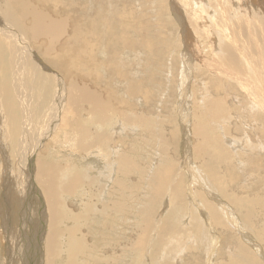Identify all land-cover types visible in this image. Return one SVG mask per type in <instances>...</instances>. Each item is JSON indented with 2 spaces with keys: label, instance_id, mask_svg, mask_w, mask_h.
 <instances>
[{
  "label": "bare ground",
  "instance_id": "bare-ground-1",
  "mask_svg": "<svg viewBox=\"0 0 264 264\" xmlns=\"http://www.w3.org/2000/svg\"><path fill=\"white\" fill-rule=\"evenodd\" d=\"M154 2L159 1L154 0ZM114 3L115 13L105 19L102 14L105 12L106 5L102 0H96V3L88 2L93 6L89 13L78 11L84 5L83 0H0V152L3 153L5 159H8L7 152L10 149L11 156L15 158V170L8 160L4 162L3 172H1L2 167L0 168L2 173L0 174L2 195L0 200V218H2L0 242L7 255V264H58L57 260L59 259L62 260L61 264H116L121 261V258L117 252L115 253V250L119 249L120 252H124L129 249V252H132L135 251L134 248L145 246L147 239L150 241V237L148 238L152 223L150 222L152 216L150 212L155 208L154 201H159L164 192L167 194L166 191L171 189L174 191V184L171 187L166 184V169L161 166L154 171L151 180H148L146 173L142 178L145 167L139 166V162L143 161L145 164L150 160L148 156L150 141L145 138L142 143V146L145 147L144 152L138 151L139 146L136 143L135 135L134 141L138 147L135 149V154L127 156L124 153L125 157L130 159L131 170L127 172L128 174L116 164V159L121 158L123 153L117 155V152L114 151L106 156V147L102 151L99 150L104 146L105 139L108 138V123L111 125L112 122L109 128L110 130L115 128L116 132H118V123L122 125V128H124L123 125L128 128V123H131L135 128H137L136 123L142 124L143 131L153 132L152 120L148 115L139 113L135 120L132 113L136 109L135 105L141 109H147L150 103H154L150 90L156 85V81L149 83L145 80L150 76L154 77V73L158 76L164 73L162 71L155 72L152 61L150 68L146 65L143 76L131 77L130 70H134L133 66L142 69L140 59L136 58L134 61L131 58V51L140 50L142 45H137L126 37V27L123 25L122 17L116 14L119 11V0H114ZM242 3H244L243 0ZM262 3L264 4V1H258L259 6ZM196 4L198 7L199 1ZM162 9H164L163 4H160L159 9H156L161 19L163 16L165 17ZM156 10L153 12V21L155 18L157 19L155 17ZM204 21L206 20L204 19ZM96 22H116L118 27L116 31H112V25L105 24L103 27L105 34L101 35L94 25ZM124 23L129 26L125 19ZM140 28L144 34V28ZM164 42L165 40H162L160 43L162 48L160 51L155 50L152 45L153 55L158 53L159 56H164ZM103 43H107L108 47L104 48ZM93 45L97 48L99 56L103 58L101 64L104 66L100 68L103 82H98L93 79V75H85L82 71V76L75 74L79 67L93 69L96 66L93 59ZM82 51L86 56L73 54ZM141 53L147 55L145 52L141 51ZM129 59L132 65L126 71ZM232 77H230L231 80ZM114 79L118 80V83L115 88L111 89L110 85ZM181 79L183 78L181 77L179 80ZM158 80L160 82L157 84L159 89L164 88L165 85L160 79ZM179 87L182 88V83L179 84ZM179 89L177 90L179 91ZM249 91V94L253 92V90ZM257 95L256 99L259 98ZM182 98L185 99V93ZM71 124L81 129H77ZM89 130L96 131L98 136L94 139L90 138ZM65 132L68 133L65 136L66 139L68 137L72 144L64 158L67 162L63 163L59 158L48 160L47 148L51 143L46 140L53 142L56 140L55 145L52 146V153L60 155L62 148L60 149L57 140L61 141L58 136L64 135ZM75 136L79 138L76 148L73 142ZM116 136L118 137V135ZM109 138L108 140L111 141ZM203 143L207 149L208 143L205 141ZM214 143L216 145V141ZM206 149L202 153L194 150V159L202 161L203 169L206 161L221 160L219 154H211ZM98 150L102 154L96 156ZM129 150L132 148L126 149V151ZM87 160L98 163V166L101 165L102 168L97 175V179L102 180V185L100 186L98 181L97 186V197H100V200L95 198V201H89L90 203L88 202L85 206L78 205L80 210L75 211L70 205V201L74 198L62 200V196H73L76 188L80 189V185H85V188L91 185L88 177L92 181L93 177H91L89 169L85 168ZM109 160L110 164H108ZM183 164V170H188L185 173L189 172L188 180L190 178V181L189 184L188 180L180 181L174 195L181 197L187 189L191 202L189 209L193 204V208L188 214L192 215L196 210L206 226H210L211 222L207 211L197 201L193 186L198 185L204 193L212 198L214 191L218 190L217 185L214 184L215 179L210 178L209 181L213 185L207 187L199 175L200 173L207 180L203 171L200 172V170L198 173L193 167ZM133 176H135L136 184L133 183V180L132 183L129 182ZM175 177L177 176L175 175ZM108 178L111 184L109 190L105 184ZM126 181L136 191L144 189L143 192L150 196V202L146 203V198H144L145 201L142 200L144 203L139 207L137 221L135 218L139 231L136 242L133 239L130 242V245H134V247L126 246L128 247L126 248L124 246L122 251L119 246L123 238L116 241L110 239L114 234L110 223H114L115 219L117 221L118 214L124 211L123 205L126 204L125 198L128 194V190L124 189L128 188ZM172 191L169 192L168 204L171 202ZM86 196L91 199L89 195ZM116 197L117 200L112 204ZM214 200L217 205L218 203L224 205L219 199L214 198ZM95 204L98 206L94 211L92 206ZM206 204L212 206L209 202ZM218 207H221V211L231 226L242 230L239 223L236 222L234 214L231 215V208L226 205H218ZM210 210L214 220L218 209H215L216 215L212 209ZM170 213L175 215L177 211L171 209ZM84 214L85 216H83ZM15 219L18 221L16 222ZM80 220L83 222L80 223ZM79 224L84 225L85 229H79L77 226ZM174 224L168 223L169 233H171ZM179 224L182 229L189 225V223ZM212 228V226H207V229ZM192 229L196 228L192 226ZM96 230L98 231L97 236L95 234L96 243L87 244V241L90 243L91 231ZM76 231L78 233H75ZM109 235L110 237H108ZM243 236H248V234L243 233ZM196 237L198 240L202 239L201 243L207 239L199 233H196ZM253 239L254 245L260 247L261 243ZM150 248L152 252L151 257L148 255L149 259L160 251L159 240H154L148 253H150ZM259 251L256 248L254 250L256 254L260 255ZM260 258L264 259V256ZM128 264H133V260Z\"/></svg>",
  "mask_w": 264,
  "mask_h": 264
},
{
  "label": "rangeland",
  "instance_id": "rangeland-1",
  "mask_svg": "<svg viewBox=\"0 0 264 264\" xmlns=\"http://www.w3.org/2000/svg\"><path fill=\"white\" fill-rule=\"evenodd\" d=\"M102 1L106 5L102 16L108 19L115 13L113 10L114 0ZM155 1L159 2H154V0H119V11L116 13L122 17L123 25L126 27V37L137 45H142L140 50L131 51V58L134 61L139 58L142 67L141 69L133 66L134 70H130L131 77L143 76L146 65L150 68L152 61L155 72H164L161 76L154 73V77L150 76L145 80L149 83L156 81V85L150 90L154 103H150L147 109H141L135 105L136 109L132 113L135 120L139 113L148 115L152 120L153 132L143 131V125L138 123H136L137 128L133 127L131 123H128V128L125 125L122 128V125L118 123V132H116L115 128L110 130L111 122V125L110 123L107 125L108 138L113 136L111 141L106 138L104 146L97 149L102 151L106 147V156L114 151L117 152V155L123 153L121 158L116 159V164L123 172L127 173L131 170L130 159L125 157L124 153L127 156L135 154V149L138 148L134 141L135 135L136 143L139 146L138 151L144 152L145 147L142 146V143L145 138L150 141L148 146L150 160L145 164L143 161L139 162V166L145 167L142 178L146 173L148 180H151L154 171L161 166L166 169L165 182H168L166 184H169L170 187L174 184V191L170 190L172 193L169 204L170 191H166L167 194L164 192L159 201H154L155 208L150 212L152 215L150 219L152 223L149 222L151 230L148 238L150 237V241L147 239L145 246L134 248L135 251L132 252H129V249L124 252H120L119 249L115 250V253L117 252L121 258V261L116 264H128L131 260H133V264H264V259L260 258L264 256V4L259 6L258 1L260 0H243L244 3L242 0ZM198 1L201 5L198 4L199 6L196 7ZM88 2L96 3V0H83L84 5L78 10L80 13L91 12L93 6ZM160 4L164 6L162 11L165 17L163 16V19L160 18L156 10L159 9ZM154 10H156L155 17H157L155 21H153ZM124 19L129 26L124 23ZM105 24L112 25V31H116L118 27L116 22L94 23L101 35L105 34L103 29ZM183 25L184 27H182ZM140 27L144 28V34ZM162 40H165L164 56H159L158 53L153 55L152 45L155 50L160 51L162 50L160 45ZM103 47L107 48V43H103ZM141 51L147 55H142ZM73 54L86 56L83 51ZM93 59L96 63L93 69L79 67L75 74L93 75V79L103 82V74L100 69L104 66L101 64L103 58L99 56L94 45ZM131 65L129 59L126 71ZM231 76H233L232 80ZM181 77L184 80H179ZM158 79L165 85L164 88L159 89ZM84 80L87 81L85 78ZM115 80L111 82V89L115 88L118 83V80ZM181 83L182 88L179 87ZM241 85L244 87L243 89ZM246 89L253 90V92L249 94L250 91ZM183 93H185V99L182 98ZM256 95L259 97L258 100ZM71 126L81 129L76 125L71 124ZM89 131L90 138L94 139L98 136L96 131ZM66 135H68L67 132L58 136L61 140H57L58 145H60V149H64H61L62 152L60 155L57 154L58 156L55 152L52 153V146L55 145L56 140L55 142L46 140L51 143L47 148L48 160L59 158L63 163L67 162L64 158L72 144L68 137L66 139ZM147 135L149 136L146 138ZM78 139V136L73 137L75 148L78 146ZM203 141L208 143H206L207 149ZM63 142L65 143L62 145ZM127 148H132V150L126 151ZM205 149L211 154H219L221 160L206 161L203 169L202 161L195 160L194 154L195 151L202 153ZM99 150L96 156L100 155L101 151ZM7 153L9 157L5 159L3 153L0 152L3 156L0 155L1 172H3L5 160H8L15 170V158L11 156L10 149ZM121 159L123 160L120 161ZM87 161L85 168L89 169L91 177H93V181L88 177L91 185L87 188L85 185H80V189L77 187V192L74 191L73 196H62V200L74 198L70 201V205L75 211L80 210V205L85 206L89 201H95V198L100 200V197H97L99 181L97 175L102 168L92 160ZM166 161L168 162L166 163ZM101 163L103 162L101 161ZM110 163L109 160L108 164ZM182 164H188L198 173L200 170V172L203 171L207 180L200 173L199 175L207 187L213 185L209 181L210 178L215 179L214 184L217 185L218 190L214 191L212 198L204 193L198 185L193 186L197 201L205 208L209 216L211 225L207 226H212L214 230L213 228L207 229L203 218L196 210L192 215L188 214L193 208V204L189 209L191 202L187 189L181 197L174 195L179 182L187 181L189 177V172L185 173L188 170H183ZM1 172L0 174H2ZM179 172L180 174H178ZM132 180L133 183L136 182L135 176L129 182L132 183ZM189 181L190 178L188 184ZM129 182H125L128 188L124 189L128 190V194L125 198L126 204L123 205L124 211L118 214L117 221L115 219L114 223H110L114 234L111 237L108 236L115 241L123 238L119 246L122 251L124 246L134 247V245H130V242L132 239L134 242L137 240L139 230L136 221L139 207L143 205L144 198L147 199L146 203L150 202V196L143 192L144 189L136 191L128 184ZM99 183L101 186L102 180ZM105 184L109 190L111 188L109 178ZM167 189L169 188L167 187ZM86 195H89L91 199H88ZM0 196L1 200V188ZM214 198L224 204L218 203L219 206L226 205L231 208V215L234 214L233 216L242 230L229 224ZM116 200L117 197L112 204ZM173 202H175L174 205ZM206 202L211 203L212 206L210 207ZM32 206L34 207L33 203ZM97 206V204L92 206L94 211ZM216 208L218 213L213 220L210 209L216 215ZM171 209H175L177 213L171 214ZM15 220L18 221V219ZM79 222L82 223L83 220ZM217 222L218 225H216ZM0 223H2V218H0ZM168 223H175L171 233L168 232ZM179 223H189V225L182 229ZM77 226L79 229H85L82 224ZM192 226L196 229L193 230ZM97 232V230L91 231L90 243L87 241V244L96 243L95 234L97 236ZM196 233L207 238L205 242L201 243L202 239L198 240ZM243 233L248 236H243ZM155 239L160 242V251L149 259L152 252L150 248V253H148L149 247L152 246ZM252 239L258 240L257 242H260L261 246L254 245ZM255 248L258 251L261 250L259 251L260 255L254 252ZM0 258H3L2 261L0 259V264H7V255L1 242ZM57 262L61 264L62 260L59 259Z\"/></svg>",
  "mask_w": 264,
  "mask_h": 264
}]
</instances>
